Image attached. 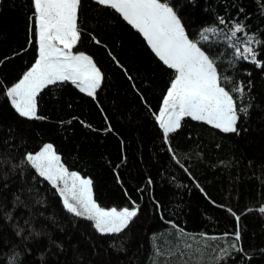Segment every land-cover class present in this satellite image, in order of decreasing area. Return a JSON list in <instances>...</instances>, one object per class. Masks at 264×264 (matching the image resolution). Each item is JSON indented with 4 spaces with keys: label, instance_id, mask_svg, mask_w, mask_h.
<instances>
[{
    "label": "trees",
    "instance_id": "trees-1",
    "mask_svg": "<svg viewBox=\"0 0 264 264\" xmlns=\"http://www.w3.org/2000/svg\"><path fill=\"white\" fill-rule=\"evenodd\" d=\"M164 1L215 61L237 107H247L238 133L185 117L166 143L155 116L174 72L96 0H81L72 49L102 73L95 97L58 82L37 95L39 119L21 117L5 89L38 55L32 3L0 0V264L13 256L18 264H216L225 248L219 264H264V0ZM204 29H212L207 41ZM249 39L259 66L237 52ZM46 143L92 181L100 206L138 208L126 229L102 235L64 209L56 189L22 163Z\"/></svg>",
    "mask_w": 264,
    "mask_h": 264
},
{
    "label": "snow or ice",
    "instance_id": "snow-or-ice-1",
    "mask_svg": "<svg viewBox=\"0 0 264 264\" xmlns=\"http://www.w3.org/2000/svg\"><path fill=\"white\" fill-rule=\"evenodd\" d=\"M31 3V27L38 57L17 83L5 89V95L21 117L39 119L36 98L48 85L71 82L80 92L95 97L103 77L91 57L72 51L80 39L81 0H31ZM96 3L118 13L143 36L155 56L173 70L174 78L155 116L166 143L185 117L205 122L224 133H238V120L241 114L247 115V107L238 108L233 95L221 86L215 61L189 38L173 7L164 0H96ZM234 28L240 32L242 25ZM211 31L202 30L201 39L207 41V33ZM253 43L258 42L249 39L242 53L239 49L237 52L259 66ZM234 91L242 94L243 87L237 86ZM22 163L56 189L68 213L92 222L95 231L102 235L121 233L138 214L137 207L121 210L101 207L93 198L92 181L69 172L51 144L43 145L34 154L26 153ZM258 211L264 214V206ZM239 240L238 229L235 241ZM231 248L240 250L235 242ZM227 255L229 251L225 248L215 257L216 264ZM12 264H18L15 256Z\"/></svg>",
    "mask_w": 264,
    "mask_h": 264
},
{
    "label": "rangeland",
    "instance_id": "rangeland-1",
    "mask_svg": "<svg viewBox=\"0 0 264 264\" xmlns=\"http://www.w3.org/2000/svg\"><path fill=\"white\" fill-rule=\"evenodd\" d=\"M164 2H166V1H164ZM181 23H182V22H181ZM72 51H73V50H72ZM73 53H74V54H78V53H82V52H78V53H77V52H74V51H73ZM84 54H85V53H84ZM85 55H86V54H85ZM37 57H38V55H37ZM36 59H37V58H36ZM21 78H22V77H21ZM21 78H20V79H21ZM16 83H17V82H16ZM13 84H15V83H13ZM13 84L9 85L8 87H11ZM161 105H162V104H161ZM158 114H159V112L157 113V115H158ZM46 144H49V143H46ZM44 145H45V144H44ZM42 147H43V146H42ZM42 147H41V148H42ZM41 148H40V149H41ZM40 149H39V150H40ZM39 150H38V151H39ZM33 154H34V153H33ZM60 162H61V161H60ZM64 167H65V166H64ZM68 171H69V170H68ZM69 172H76V171H69ZM76 173H78V172H76ZM78 174H79V173H78ZM79 175H80V174H79ZM80 176H81L82 178H87V179H89L88 177H85V176H82V175H80ZM261 206H264V204H263V205L261 204V205L259 206V208H260ZM101 207H103V206H101ZM103 208H105V209L116 208L117 210H121V209L126 208V207H123V208H118V207H103Z\"/></svg>",
    "mask_w": 264,
    "mask_h": 264
},
{
    "label": "crops",
    "instance_id": "crops-1",
    "mask_svg": "<svg viewBox=\"0 0 264 264\" xmlns=\"http://www.w3.org/2000/svg\"><path fill=\"white\" fill-rule=\"evenodd\" d=\"M87 55V54H86ZM89 56V55H88ZM89 57H91V56H89ZM92 58V57H91ZM92 60H93V58H92ZM94 62V61H93ZM95 63V62H94ZM98 68V67H97Z\"/></svg>",
    "mask_w": 264,
    "mask_h": 264
}]
</instances>
